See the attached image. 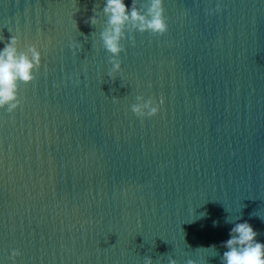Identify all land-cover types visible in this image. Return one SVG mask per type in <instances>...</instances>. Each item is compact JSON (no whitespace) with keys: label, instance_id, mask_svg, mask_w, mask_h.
Returning a JSON list of instances; mask_svg holds the SVG:
<instances>
[{"label":"water","instance_id":"obj_1","mask_svg":"<svg viewBox=\"0 0 264 264\" xmlns=\"http://www.w3.org/2000/svg\"><path fill=\"white\" fill-rule=\"evenodd\" d=\"M102 7L0 0V49L42 56L0 109V264H221L245 221L264 243V0H164L167 33L123 41L115 81Z\"/></svg>","mask_w":264,"mask_h":264},{"label":"clouds","instance_id":"obj_2","mask_svg":"<svg viewBox=\"0 0 264 264\" xmlns=\"http://www.w3.org/2000/svg\"><path fill=\"white\" fill-rule=\"evenodd\" d=\"M221 10L220 4H217L211 11ZM92 12L93 15L85 23L95 28L100 24L97 4ZM102 15L106 19L99 36L103 48L109 54L108 63L111 68L108 77L113 81L121 71L120 55L125 51L123 41L132 39L134 43L136 32L163 36L168 31L164 0H131L130 7L125 0H103ZM18 44V38L12 36L0 49V109H6L9 114L21 105L20 86L28 85L36 79L35 73L40 70L42 61L41 52L35 45H29L26 50L21 51ZM70 47L75 55L81 45L72 43ZM136 100L131 111L141 120L159 113L160 104L155 99L137 96ZM160 103H163L162 99ZM226 223L231 222L226 219ZM217 224V221L213 222V226ZM258 235L247 221L234 223L229 233L230 238L222 244L227 250L220 257L221 264H264V243L257 241ZM211 248L216 249V246ZM20 255L18 250H12L10 259L13 264ZM144 264H153L151 256H145ZM168 264H177V260L169 257ZM187 264H195V261L189 259Z\"/></svg>","mask_w":264,"mask_h":264}]
</instances>
